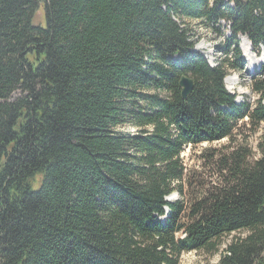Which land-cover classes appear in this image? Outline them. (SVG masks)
<instances>
[{"label":"trees","instance_id":"trees-1","mask_svg":"<svg viewBox=\"0 0 264 264\" xmlns=\"http://www.w3.org/2000/svg\"><path fill=\"white\" fill-rule=\"evenodd\" d=\"M224 2L0 0V264H179L237 232L216 264H264V65L252 105L224 84L245 68L240 36L264 46V0ZM186 20L228 23L216 66ZM244 121L259 158L231 147L186 204L184 148Z\"/></svg>","mask_w":264,"mask_h":264},{"label":"rangeland","instance_id":"rangeland-1","mask_svg":"<svg viewBox=\"0 0 264 264\" xmlns=\"http://www.w3.org/2000/svg\"><path fill=\"white\" fill-rule=\"evenodd\" d=\"M224 3H227L225 0ZM37 19H35V23H41L43 16L41 13L37 15ZM189 28L193 31L197 36V41L194 46V50L204 57L212 65H217L219 61H221V53L218 50L219 43L223 40L224 37L228 36V23L225 21L219 23L209 24H200L198 21L186 20ZM44 23L42 24V26ZM245 36L239 37V49L242 52V56H244V49L242 47V38ZM247 39V37H245ZM246 49L250 50L251 55H254L258 60L262 56L264 57V46L260 45L257 49L251 45L250 41L247 39L245 44ZM257 50L259 52L257 53ZM259 54V55H257ZM245 57V56H244ZM246 58V57H245ZM173 61H177L178 57L171 58ZM246 60V59H245ZM248 61V60H246ZM253 67V68H252ZM247 63L244 70L239 74L236 72L230 73L226 79H234L235 82L229 80L226 81L225 87L230 91L232 95H235V101L237 103H242L246 101L249 104H253L255 101V95L250 89V81L252 76L257 72V67L252 66ZM25 97V94L21 90L15 91L11 97L10 102H14L19 98ZM247 121V119H245ZM240 125V126H239ZM237 129L234 132V140L233 142L229 139L221 140L213 143H204L198 145L196 147H185L181 153V159L186 169V188L184 189V202L188 204L192 198H195L203 193L204 189L209 187L212 183H218L222 181V177L219 173V166L217 163L220 155L226 154L230 152L231 147H235L236 145L243 144L249 147L253 156L250 160H256L259 158V155L256 153V143L257 139L261 134V130L257 133H253L250 131L249 125L245 123V121L240 123ZM118 131L122 134L133 135L137 132V130L130 126L119 127ZM39 187L38 183L32 184V189L36 190ZM169 202H176L180 199V196L177 193H173ZM245 233L237 232L230 236L222 238L220 241L219 251L216 254H208L205 252H186L180 257L179 264H216L219 261V258L222 255V251L225 246L234 238L243 237Z\"/></svg>","mask_w":264,"mask_h":264},{"label":"water","instance_id":"water-1","mask_svg":"<svg viewBox=\"0 0 264 264\" xmlns=\"http://www.w3.org/2000/svg\"><path fill=\"white\" fill-rule=\"evenodd\" d=\"M196 52L195 50H193ZM179 86L181 88V96L183 99H187L194 88V81L188 76H182L179 81ZM169 201V200H167Z\"/></svg>","mask_w":264,"mask_h":264},{"label":"bare ground","instance_id":"bare-ground-1","mask_svg":"<svg viewBox=\"0 0 264 264\" xmlns=\"http://www.w3.org/2000/svg\"><path fill=\"white\" fill-rule=\"evenodd\" d=\"M242 40V43H243V45H242V47H243V49H244V56L246 57V59L248 60L247 61V63L250 65V67H252V66H256L259 62H260V59L258 60L254 55H251V53H250V50H248V49H246L247 47H245V44H246V42H247V39L244 37V38H242L241 39ZM263 60H264V57H263ZM208 64L211 66V67H214L215 65H212V64H210V62L208 61ZM253 68V67H252ZM230 80V79H229ZM228 79H226V81H229ZM231 81V83H232V81L233 82H235V80L234 79H231L230 80ZM237 103V102H236ZM237 104H239V103H237ZM167 200H170V198H167Z\"/></svg>","mask_w":264,"mask_h":264}]
</instances>
